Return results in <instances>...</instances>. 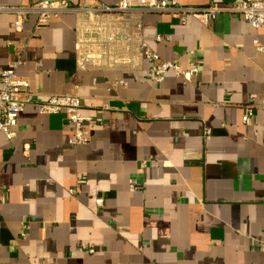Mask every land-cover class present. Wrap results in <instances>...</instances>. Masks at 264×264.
<instances>
[{"label": "crops", "instance_id": "crops-1", "mask_svg": "<svg viewBox=\"0 0 264 264\" xmlns=\"http://www.w3.org/2000/svg\"><path fill=\"white\" fill-rule=\"evenodd\" d=\"M13 21L0 15V70L20 56L16 75L34 98L78 95L90 142L69 144L65 114L34 104L12 140L0 135V264H264V109L242 122L243 106L264 99L263 29L236 14L203 24L146 13L149 48L198 67L189 81L155 82L147 61L77 70L74 14L38 29L30 15L21 31Z\"/></svg>", "mask_w": 264, "mask_h": 264}, {"label": "built area", "instance_id": "built-area-1", "mask_svg": "<svg viewBox=\"0 0 264 264\" xmlns=\"http://www.w3.org/2000/svg\"><path fill=\"white\" fill-rule=\"evenodd\" d=\"M153 12L169 14L181 23L191 16L203 24L212 22L220 13L236 14L252 28L264 30V0H234L230 5L211 3L204 7L184 5L177 0H119L114 5L97 1L37 0L24 5H0V15L11 14L14 17L16 31L23 29L30 15L36 16L37 29L47 25L53 17L76 15L74 45L77 70H133L147 61L151 64L148 77L152 81H163L168 72L189 81L198 71L196 64L183 69L176 63L163 61L144 41L143 16ZM160 39L157 36V40ZM256 49L264 53L263 45L257 43ZM21 63L19 56L0 70V135L12 140L18 116L27 104H34L40 114H65L72 132L69 144H88L90 137L86 124L90 120L81 114L80 97L75 94H49L42 101L37 100L30 92L28 81L16 75ZM259 109H264V99L243 106L242 122L250 125ZM28 150L29 145H24L23 153ZM129 188L134 190V184H130ZM102 203V198L96 199L97 205ZM86 250L94 252L92 248Z\"/></svg>", "mask_w": 264, "mask_h": 264}]
</instances>
